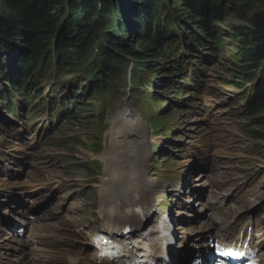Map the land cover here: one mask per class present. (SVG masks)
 Wrapping results in <instances>:
<instances>
[{
	"label": "rangeland",
	"instance_id": "rangeland-1",
	"mask_svg": "<svg viewBox=\"0 0 264 264\" xmlns=\"http://www.w3.org/2000/svg\"><path fill=\"white\" fill-rule=\"evenodd\" d=\"M77 1L80 5L83 3V0ZM104 1L107 4H112L111 7L114 10L103 13L98 9L97 16L90 19V24L93 26L96 24L94 27L100 30L97 37L109 46L111 44H108V38L116 39L117 45L126 47L134 45L135 38L127 35L133 27L131 21L133 18L132 15L128 16V14L123 17L122 7L124 4H129L127 7L133 12L137 5L135 1ZM124 1L128 3H123ZM168 3L170 7L175 6L176 9L186 13L185 9L187 10V8L183 3L178 4L176 2L175 4V0H169ZM262 10H264V0H227L224 2L225 22L218 25L223 34V48L216 47L213 53H207L210 55L209 57L206 55L207 63L205 65L207 66L201 78V91H199L201 93L194 95L191 91L194 87L180 96L174 95L171 91L169 95L167 91L161 93V98L168 99L170 102L176 101L171 106L169 104L171 109H175V111L167 119L169 125L175 123L176 130L168 140H165L163 134L158 136L152 134L151 128L145 123L139 102L133 98V95L130 97L131 91H127L129 66H124L121 69L118 79L112 85L113 94L107 98L108 105L105 111H100L102 108L100 107L99 110L97 104L104 99L86 104V91L83 92V88L87 84L77 83L79 77L74 76V74L83 70L82 67L77 66L82 63L80 60L82 53L76 55L74 60L69 59L71 66L76 63L75 66H72L76 72L68 75H56L60 80V84L53 92H55L57 98L61 96L68 98L69 104H73L74 107L85 106L82 115L79 118L70 120V122L57 118V121L53 124V129H51L52 124L49 123L51 105L46 102L38 105L42 117L32 127L35 137H32L31 140H35V143H37L38 150L35 154L40 157L44 153L47 162L39 161L38 158L29 160L24 166L19 167V178L14 181H7L3 176L4 170L1 169L2 163L12 164L15 168L16 165L14 159L9 155H5L6 159L2 158L0 160V196L4 200L6 195L10 196L8 191H15L19 185L37 186L45 189L41 197L35 200L36 205H32L33 209L38 210L37 217H34V220L26 226L27 231L25 230L23 239H17V242L26 239L29 228L40 235L48 237V240L45 245L39 247L34 243L29 244L30 242H27L29 246H24L27 259L34 264H70L68 263L69 259L74 260V263L71 264H78V262L80 264L95 263L97 257L91 241L87 237V233H92V229L88 230L87 226L90 225L92 217L97 221L96 212H98L97 206L99 203V219L102 223L99 231L101 234L104 231L101 218L102 204L105 199L103 188L106 185V176L110 170V165L103 161L105 154H113L114 161L110 160V164H120L125 163L124 160L126 159L122 155L127 152L129 160L133 161L135 158L137 166L141 155V153H138L137 158L129 153L128 148H124L122 153L117 149H112L111 140L113 139L107 135L110 125L113 128L114 120L117 118V131L119 132L124 128L121 121L128 112L137 132L136 137H130V139L135 138L136 142L131 151L136 152L140 149V152L146 155L142 154L143 158L147 159L145 175L150 181L155 180V172L183 173V177H186L187 173H192V165L200 162V155L208 156L207 161L209 163L205 166L207 168L205 177L203 176V179L199 182L197 180L200 177L194 178L195 174H191L195 179L194 183L198 185L194 186L197 188L195 189L198 194L197 198L191 195V188L185 191L187 197L180 199L179 196L182 190L163 189L161 180L156 185L152 183L155 185L158 194V200L155 202L156 207L161 203L160 197L165 191L171 197L165 202L171 203L169 209L166 210L163 207L155 209L162 210L163 214L168 212L176 214L177 218L173 221V227L176 228H174L176 241L182 247L183 254L189 253L199 244L205 246L206 243H209L208 239L213 235L209 233L215 230L214 223L221 226L224 223L223 216L226 219H231V221L238 217L242 221L252 222L253 213L263 212L264 142L251 139L244 132L250 126V120L243 117L244 108H247L243 95L244 87L235 85L240 78V74H244L245 66L243 65L244 58L242 56V52L245 50L244 42L246 40L256 41L253 35V32H255L254 27L245 19L252 18L254 14ZM66 12H69L68 8ZM3 14H5V11L0 8V39L7 42L3 34ZM186 24L190 29L188 32L195 30L191 21H187ZM135 50L141 51L140 46L135 45ZM200 53H204V51L200 50ZM190 60L185 58V62ZM162 63L163 61L157 62V64ZM8 66L9 73L13 74V61L10 57L8 58ZM183 66L187 67L186 64H183ZM177 80L179 83L180 79ZM189 80L190 77L188 76L185 82H189ZM185 82L183 85H188ZM32 86L39 89L43 96L48 98L49 94L52 93L53 85L51 81H38ZM139 90L142 91L143 88L140 87ZM59 100L56 101V105H58ZM168 107L162 106L161 109L167 111ZM0 110H2L1 115H5V117L0 116V121H3V119L13 121V118L3 111V108L0 107ZM104 112L107 125L102 133H99V129L102 128L98 127V121L105 120ZM151 117H154V113H151ZM14 124L17 127L22 126L20 122ZM129 129L130 127L122 133L123 137L120 136L122 141H124V135ZM97 134L100 137L103 134L105 146L102 145L101 152L93 155L89 147L91 142H95L93 137ZM70 139L77 140L75 146H70ZM108 141L110 142L109 146ZM122 141L118 138L117 143L121 144ZM256 144L262 146L259 149L260 153L255 151L254 145ZM16 148L19 149L20 147ZM0 150L3 151V148H0ZM5 152L6 154L13 153L10 150ZM91 158L101 159L103 162L98 176L94 179L84 176L82 169L70 167L78 161L86 162ZM154 162L158 164L155 165ZM162 163L164 164L161 165ZM125 164L133 166L128 160ZM158 176L161 179L171 178L170 174H158ZM88 182L92 183L89 184ZM206 194L212 196L209 198L206 197ZM209 199L210 201H208ZM186 202L191 204L190 210H192V213L190 210L187 211L182 208L181 203L186 204ZM6 211L1 206L0 213L5 214ZM208 211L211 212L207 215L206 212ZM43 214L45 218L40 217ZM7 217L11 218L10 215H7ZM261 220L264 222V215ZM81 231L84 234H81ZM255 234L258 236L257 239L262 240L264 244V239H262L264 238L263 230ZM261 234L263 235L261 236ZM0 245L6 247L2 249L6 253H0V257L11 256L19 261L21 254H16L19 247L14 242L6 240L0 242ZM48 258L51 259L50 263L47 262ZM23 259L24 257L21 258L22 262ZM1 261L5 262L4 259H1Z\"/></svg>",
	"mask_w": 264,
	"mask_h": 264
},
{
	"label": "trees",
	"instance_id": "trees-1",
	"mask_svg": "<svg viewBox=\"0 0 264 264\" xmlns=\"http://www.w3.org/2000/svg\"><path fill=\"white\" fill-rule=\"evenodd\" d=\"M134 1L137 4L135 11L131 12L127 7L129 4L122 7L123 17L128 14L134 19L127 35L134 37L135 43L126 47L117 45L113 38H108L111 45H106L97 37L100 30L94 27L96 24H90L98 9L103 13L114 10L112 4L104 0H83L81 5L77 0H0V8L5 11L2 26L7 40L0 39V47L16 56L20 75L23 73L24 76L31 70L49 75L52 72L57 75L76 72L72 68L76 63L71 66L69 59L74 60L82 53V63L77 66L86 67V76L92 74L97 80L91 83L89 98L93 94L91 90L97 87L95 93L100 100L128 60L136 65V82H140L141 76L144 79L159 77L162 71L172 78L182 73L181 63L171 59L181 47L202 49L205 53L223 47V34L218 25L225 22L224 2L227 0H175V4H184L186 13L175 6L170 7L169 0ZM67 8L69 12H66ZM245 20L254 27L256 41L244 42V74H240L235 85H253L247 92L249 115L244 117L251 119L255 127L248 128L250 137L264 142V10ZM187 21L195 28L190 32V38L185 32L189 30ZM135 45L140 46L141 51L135 50ZM16 46L19 53L15 52ZM158 61L163 63L158 66ZM202 64L198 62L199 66ZM139 68H144L147 73L139 72ZM174 88L175 93H181L178 87ZM141 101L145 102V98L141 97ZM156 120L154 117V124Z\"/></svg>",
	"mask_w": 264,
	"mask_h": 264
},
{
	"label": "bare ground",
	"instance_id": "bare-ground-1",
	"mask_svg": "<svg viewBox=\"0 0 264 264\" xmlns=\"http://www.w3.org/2000/svg\"><path fill=\"white\" fill-rule=\"evenodd\" d=\"M252 87L253 85L248 84V85H245L243 89L244 91L243 95L246 101L245 106L247 107L246 109L244 108V115L246 114L249 115L248 105L250 103L248 100L247 92H249L252 89ZM117 121L118 120L116 119L114 120L113 128L110 133V136L112 137L113 140L117 141L119 138V140L122 141V138H120V136L123 137L122 135L123 131L118 132V131H115L114 129V127L117 124ZM127 125L128 127H130V129H132L131 128L132 121H130V124H127ZM249 127H247L246 129H248ZM129 130L126 132V135H124L125 137L124 141L128 139L129 136L130 137L132 136L128 134ZM135 133L137 134L136 130H135ZM137 164H138V161H137ZM109 165H110V170H109L108 175L106 176V180H105L106 185L103 188L105 199L102 204V217L101 218H102V222L104 226V231L102 232V235L108 238H117L118 237L117 234L122 224L129 223L135 229H138L141 226V221H139V219L136 217V215L133 212V209L137 206L146 208L150 205V203L152 202L154 198V185H152L151 181L147 177H145V158H143L142 155H140L139 157L138 166L137 165L129 166V164L127 165V164H122V163L120 164L119 163H112V164L109 163ZM136 168H138V170H136ZM202 179H203V176H201L200 181ZM193 181H194V178H190V175H188L186 187L194 188L195 184L192 183ZM182 189L187 190L186 188H182ZM191 191L194 193H197L196 192L197 190L195 189H192ZM210 196L212 195L206 194V197L210 198ZM179 198L182 199V196H180ZM208 201H210V199ZM111 209L117 210L119 214L115 217H112L110 213ZM128 209L131 210V213L124 214V212ZM222 219L226 226L220 229V226L217 223H214L215 230L225 229L226 231L230 232V230L227 227L237 228L241 226L240 224L242 222L241 218L237 217L233 221H231V219L229 218L226 219L223 216ZM37 243L40 244L39 236H37ZM212 246H213L212 242H209V243H206L205 246L203 247L209 250V248L211 249ZM167 249H169L173 253V256H176V254L174 253L175 250L172 248V246H171V249L169 246H167ZM172 259H174V257H172Z\"/></svg>",
	"mask_w": 264,
	"mask_h": 264
}]
</instances>
